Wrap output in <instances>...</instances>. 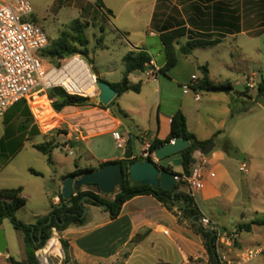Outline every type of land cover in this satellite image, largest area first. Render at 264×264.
<instances>
[{
    "label": "rangeland",
    "instance_id": "374dc122",
    "mask_svg": "<svg viewBox=\"0 0 264 264\" xmlns=\"http://www.w3.org/2000/svg\"><path fill=\"white\" fill-rule=\"evenodd\" d=\"M34 7V14L29 18L41 26L49 36V48L54 39H57L64 31L71 33V26L75 20L87 23L85 34L89 39V54L81 55L90 65L94 73L108 71L107 79L120 80L124 63L121 57L122 46L119 42L112 40L110 30L114 20L101 10H97L92 4L97 0H30ZM116 3V0H106ZM146 0H143L144 3ZM122 3V1H120ZM115 5V4H113ZM116 6V5H115ZM256 6V5H253ZM259 6V3L257 4ZM117 7V6H116ZM144 17V13L141 14ZM104 30L106 48H97L96 40L103 35ZM152 55L158 60L157 48H150ZM200 61H208L214 67L213 80L218 84L231 83L232 90L228 92H206L200 93L201 100L197 106L201 107L200 116L202 124L199 131L206 135L214 134L216 147L207 157L223 148L231 146V153L227 158L219 161L221 165L218 173L226 170L234 182L239 185L241 193L235 204L232 206L231 219H243L241 224L249 223L256 217L255 212L264 216V94L259 92V84L264 79V30L259 33L238 34L230 37L218 46L198 49L196 51ZM62 58L51 61L45 57L46 69L58 66ZM108 69V70H107ZM65 70H72L90 73L86 63L76 57ZM66 72H56L53 79L67 83ZM86 75V74H85ZM247 77H251V83H256L254 89L246 87ZM161 78H165L161 76ZM157 84V82H153ZM68 84V83H67ZM90 84L86 88L89 91ZM247 88V89H246ZM179 92L173 90L169 96L162 92L161 111L166 108L167 98L173 101L179 98ZM155 98V115L158 114L160 105V93H153ZM119 98V97H118ZM110 105L114 113L125 119L126 112H121L118 105L120 100ZM137 95L130 93L122 99L125 105H134ZM144 98V97H143ZM56 98H51L49 91H37L29 96L28 109L23 104L10 108L0 118V141L2 145L0 155V188H23V196L26 198V205L15 211V217L26 225H34L38 219L47 216L54 208L62 204L61 199L55 203V196L60 195L59 180L62 175L74 171L77 167H99L101 159L110 155L113 151L116 155H122V149L116 147L112 136H105L99 142L92 140L85 148L92 147L90 153H84L82 144H72L62 136L67 131V124L74 122L68 111L75 110V106L67 108L64 112H56L52 106ZM208 100H212L208 102ZM93 106L103 107L96 97L90 99L80 110H86ZM61 113V114H60ZM150 114H153L151 111ZM137 116V114L132 115ZM129 117H131L129 115ZM85 119L86 123L97 120L100 124L107 122L101 112L83 111L76 119ZM191 119V118H190ZM128 122V121H127ZM192 123V120H191ZM46 124V125H45ZM216 126V131L212 126ZM112 128V126H111ZM111 128H100L103 132ZM221 130L220 132H217ZM120 131V130H118ZM113 132V130L111 131ZM134 138V133L132 134ZM51 142L54 145L50 154L35 147V144ZM66 142L68 148H65ZM142 146L135 148V155L140 156ZM90 149V148H89ZM16 157L9 163L13 154ZM201 154L200 152H198ZM245 156L241 159V156ZM51 158V160L49 159ZM168 160L161 163L168 165ZM9 163V164H8ZM245 163L247 172L239 170ZM182 170L181 166L173 167ZM62 190V186H61ZM248 190V195L246 191ZM112 196V194H111ZM88 209L87 220L100 218L106 211L104 206L86 204ZM242 213H245L244 216ZM225 217L218 216L219 224L235 229L239 233L238 224L233 221L225 222ZM88 223V222H86ZM8 242L7 251L9 255L18 260L26 259V243L23 230L18 229L11 222L10 218H4L1 227ZM60 232L55 228L47 244L36 250L37 256L42 258L43 249H46L51 239L59 240ZM240 241V242H239ZM231 248L224 245H217L219 256L225 253L229 258L234 259V264H264V252L254 255L249 261H243V254L255 251L264 246V227L256 226L251 232L243 231ZM242 245L240 251L235 252ZM50 251V252H49ZM49 264H60L56 257L55 246L49 249ZM234 254V255H233ZM5 258L0 255V264H5ZM41 263V261H40ZM47 264V263H46ZM64 264V261L62 262Z\"/></svg>",
    "mask_w": 264,
    "mask_h": 264
},
{
    "label": "crops",
    "instance_id": "0c3cea01",
    "mask_svg": "<svg viewBox=\"0 0 264 264\" xmlns=\"http://www.w3.org/2000/svg\"><path fill=\"white\" fill-rule=\"evenodd\" d=\"M116 1V3H110V1L102 0L105 7L112 11L110 17L113 18L114 25L108 31L113 35L112 40L119 42L122 46V61L123 57L132 50L145 49L152 55L150 48L158 49V55L161 56V60L152 55L153 59L147 65L145 71H136L129 74L130 82L132 84L139 83L141 90L140 92L127 91L118 96L119 98L117 97L120 100L118 102L120 109L127 113L125 118H127L128 122L117 116L112 108L107 105L106 107L93 106L86 109L90 112L103 113L107 119L106 123L99 125L100 122L97 120L86 123L84 118L76 119L77 116H80L86 110H80L83 106H75L76 109L74 111H68L72 117H75V120L67 124V131L62 136L66 141H72V144H82L83 152L90 153L89 151L92 147L85 148L89 142L92 140L100 142L105 136H112L114 140L113 132L120 130L121 134L130 138L126 147L122 149V155L117 156L113 151L110 155L103 157L99 164L123 159L128 149L133 152V157L137 158L135 148L139 145L143 148L146 140H153L155 137L166 139L170 133L172 115L177 110H182L187 118L189 132L193 133L200 141L213 139L215 133L206 135L199 131L202 124L201 109H199L201 107L196 104L201 100L200 93L205 90L197 88L198 83L193 85L195 81L199 82L203 76L199 65H207L209 79L213 83L218 84L213 80V65L208 61H200V57L196 54L198 49L205 48H197L191 54L184 55L179 48L181 44L188 40L189 35L182 37L179 40V44H176L177 63L164 74L160 72V69L166 63V55L160 35L166 30L186 27L193 36L202 35L210 39L221 38L222 41L220 43L211 46L215 47L238 34L259 33L264 30V0H146L144 3H142L143 0ZM258 3L259 6H257ZM142 13H144V17L141 16ZM107 46L104 42V48ZM153 67L159 69V73L155 74V77H152L149 72ZM124 70L125 66L122 70L121 79L117 81L107 79L106 76L110 74L108 71H98L97 69L96 74L99 78L113 84L122 80ZM161 76L165 78H161ZM246 79L248 80L246 87L254 89L257 86L256 83H251V77ZM153 82H157V84ZM92 89L93 85H90L88 92H91ZM152 90L153 93H160V105L157 116L155 115L156 103ZM173 90L179 92V98L175 101L167 98L166 108L161 111L162 92L165 91L166 95L169 96ZM130 93L137 95L135 103L134 105H125V103H122V99ZM197 95L199 99H196ZM211 101L208 100V102ZM69 107L71 106L65 107L61 112H64ZM151 111L153 114H150ZM134 114H137V116L133 117L132 115ZM212 126L215 132L217 130L216 126L214 124ZM104 127L111 129H108V133H105L106 131L100 130V128ZM112 130L113 132H111ZM220 131L218 130L217 132ZM65 148H68L67 142ZM230 153L231 146L225 145L214 152L210 158L206 156L208 164L205 171L204 186L201 190L192 194L200 212L213 218L218 224L219 215L224 216L227 223L234 220H230L232 218V206L241 193L239 185L234 182L226 170L218 173V168L221 167L218 162L226 159L227 154ZM16 154L10 157L9 163L15 159ZM194 157L197 161L201 154L195 151ZM174 158H178V156L175 155L169 158L168 166H172ZM172 169L175 172L182 171L174 169L173 166ZM64 176L62 175L59 180V192L65 179ZM82 190L99 192L97 185L94 184L85 185ZM246 193L248 195V190ZM21 195L23 196V190ZM59 199L60 195H56V204ZM244 214L242 213L243 216ZM255 214L256 217L261 216L257 211ZM242 221L243 219H235L233 223L238 224ZM87 222L84 226L72 225L59 234V238H64L69 243L70 262L68 264L210 263L209 255L200 233L187 221L180 223L178 217L152 194H142L131 198L122 205L116 218H111L110 213L105 211L100 218L91 217ZM221 227L226 230H235L226 227V225ZM255 227L256 225L252 227L251 231ZM242 232L238 233V241ZM140 233H144V237L138 242H133L135 236ZM53 246H55L57 251L56 257L62 264L65 258L63 247L59 240L56 241L54 238L51 239L46 249L41 250L43 251L42 258L38 256L41 264H49L51 255L49 249ZM7 247L5 252L0 254L6 260L5 264H8L7 259L11 256L7 251ZM241 248L242 245L240 244V247L235 250L237 256ZM258 249H262L260 253L264 252V246ZM252 258L247 259V261ZM243 261L246 260L243 259Z\"/></svg>",
    "mask_w": 264,
    "mask_h": 264
},
{
    "label": "trees",
    "instance_id": "16d2710c",
    "mask_svg": "<svg viewBox=\"0 0 264 264\" xmlns=\"http://www.w3.org/2000/svg\"><path fill=\"white\" fill-rule=\"evenodd\" d=\"M92 5L97 10H101L109 16L112 15V11L105 7L102 0H97ZM87 26V23H83L78 19L75 20L71 26L72 34L64 31L57 39H54L51 48H49L48 45L42 50V59L44 60L45 57H48L51 59V61L55 62L57 58L63 59L76 54L88 55L89 39L85 34V29ZM102 33L103 35H101V37L96 40L97 48H104V30H102ZM186 35H189L188 40L184 44H181L179 48L184 55L191 54L197 48L211 47L222 41L221 38L210 39L202 35L193 36L186 27H178L162 32L160 37L164 46L166 63L160 69L161 73L166 74L168 70L176 65V44H179V40ZM152 59V55L145 49L132 50L123 57V63L125 66L123 78L120 82L111 84L112 87L118 91V96L127 91L140 92L141 85L139 83L132 84L129 80V74L136 71H145L147 69V65ZM57 65H61L60 61L57 63ZM199 69L201 70L203 76L199 80L197 88L214 92L232 90V85L229 82L224 84L213 83L209 79V70L207 65H199ZM93 90L94 85L92 91ZM47 91H49L51 98H56V100L52 103V106L56 112H61L65 107L68 106H84L90 101V98L88 97L70 95L62 87L50 88ZM259 92L260 94H264V79L259 84ZM115 99L109 104V106L115 102ZM19 103L23 104V106L28 109L26 100H22L12 107L18 106ZM121 112L123 111L121 110ZM174 138H184L192 141L188 148L177 154V156L182 160V171L176 172L177 175L189 174L194 165L193 160H196L194 153L197 147L207 146L214 141V139L200 141L193 133L189 132L187 128V118L182 110H177L172 115L170 133L168 134L167 138L163 140L155 137L152 140L151 149L154 151L166 142H170ZM35 147L46 154H50L52 148H54V145L51 142H46L35 144ZM1 150L2 145L0 141V155ZM49 159L51 160V158ZM137 159L138 158L126 160L123 158L115 161H106L99 165V168L111 163H119L122 166L124 181L122 185L112 194V196L106 195L100 190L98 193H96L91 190L80 189L76 191L69 199H65L61 193L60 199L62 204L54 208L47 216L38 219L34 225H26L15 217V211L26 205V198L21 195L23 190L22 187L0 188V228L3 219L10 218L11 222L16 228L23 230L25 234L27 252L26 259L24 261H20L15 257L10 256L7 259L8 264H41L36 254V250L43 248L47 244L54 228L58 232L62 233L72 225H86L87 217H81L86 204L98 206L107 205L105 210L110 213L111 218H116L125 202L135 196L142 194L154 195L159 202H161L169 211L178 217V221L180 223L187 221L202 236L204 245L209 255V264H218L219 254L216 246V236L213 235L211 230L195 222V220H200L202 213L200 212L199 207L189 188L185 184L177 182L175 187L177 193L173 199L172 191L164 190L161 186H152L149 184L133 182L130 178L128 166ZM99 168L77 167L74 171L65 175L64 178L70 175H82L88 171L97 170ZM167 168L173 170L172 166L167 165ZM86 195H90L92 198H94V200L89 199L81 203L82 199ZM50 218H52V221L51 223L47 224ZM254 225L264 226V216H258L249 223L240 224L238 229L239 231L250 232ZM144 235V233L137 234V236H135L133 239V242L140 241ZM60 242L65 255L64 264H68L70 262L69 243L64 238H60ZM158 264L169 263L160 262Z\"/></svg>",
    "mask_w": 264,
    "mask_h": 264
},
{
    "label": "built area",
    "instance_id": "2783aa9c",
    "mask_svg": "<svg viewBox=\"0 0 264 264\" xmlns=\"http://www.w3.org/2000/svg\"><path fill=\"white\" fill-rule=\"evenodd\" d=\"M33 14L34 7L30 0H0V118L13 105L22 100L28 101L29 96L37 91L62 87L70 95L90 99L97 98L100 93L99 76L91 70L90 65L79 54L63 58L60 66L54 65L46 69L41 52L49 45V36L41 26L29 19ZM76 57H80L86 63L92 78L89 79L85 71L65 70ZM56 72H66L68 84L54 80L52 77ZM149 72L152 77H155L159 69L153 67ZM197 83L195 81L193 85ZM89 84L94 85L92 93L86 92ZM196 99H199L198 95ZM113 137L118 149H124L130 139L119 131L113 132ZM151 144L152 140H146L137 158L152 159L158 163ZM207 164L206 156L201 154L191 172L176 175V181L185 184L192 194L201 190L204 186ZM240 170L247 171L245 163L240 166ZM199 221L216 236V246L224 245L231 248L238 239V233L235 230L223 229L216 220L206 214H202ZM261 251L262 249L249 251V254H245L242 259H250ZM218 264H234V260L222 253Z\"/></svg>",
    "mask_w": 264,
    "mask_h": 264
},
{
    "label": "water",
    "instance_id": "95a60500",
    "mask_svg": "<svg viewBox=\"0 0 264 264\" xmlns=\"http://www.w3.org/2000/svg\"><path fill=\"white\" fill-rule=\"evenodd\" d=\"M98 87L100 90L99 96L96 98L97 101L103 105H109L117 96L118 91L112 87V85L99 78ZM192 141L184 138H174L170 142H166L154 152L156 159L159 161L156 163L152 159L136 161L129 164V174L130 178L135 183L149 184L152 186H161L164 190L172 191V198L174 199L177 193L175 189L177 181L175 176L177 175L174 170L167 168V166L161 164L162 160L169 159L181 151L185 150L191 145ZM215 147V143H210L204 147H197L196 151L200 152L202 155L207 156L212 152ZM244 155L241 156V159ZM124 159L131 160L133 158V152L128 149L125 152ZM181 158H174L172 160V166H181ZM196 160H193L195 164ZM124 176L122 166L119 163L107 164L97 170L88 171L82 175H70L66 177L62 184L61 193L65 199H69L74 193L83 188L85 185L95 184L98 186L99 190L106 195L113 194L123 183ZM92 199L90 195H86L81 203L86 200ZM107 208V205H103ZM88 209L84 207V212L81 217H85ZM52 218L49 219L47 224L51 223ZM196 223L200 224L199 220H195ZM41 235V231H40ZM7 247V239L5 232L0 228V254L5 252Z\"/></svg>",
    "mask_w": 264,
    "mask_h": 264
}]
</instances>
